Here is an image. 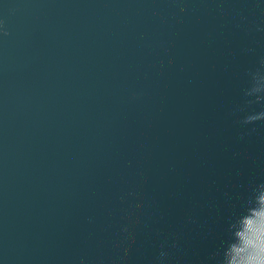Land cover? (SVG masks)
I'll return each instance as SVG.
<instances>
[{
	"label": "water",
	"instance_id": "water-1",
	"mask_svg": "<svg viewBox=\"0 0 264 264\" xmlns=\"http://www.w3.org/2000/svg\"><path fill=\"white\" fill-rule=\"evenodd\" d=\"M0 19V264H155L161 247L211 264L264 179V122L232 114L264 2L0 0Z\"/></svg>",
	"mask_w": 264,
	"mask_h": 264
},
{
	"label": "clouds",
	"instance_id": "clouds-1",
	"mask_svg": "<svg viewBox=\"0 0 264 264\" xmlns=\"http://www.w3.org/2000/svg\"><path fill=\"white\" fill-rule=\"evenodd\" d=\"M0 33L9 34L3 19H0ZM232 114L247 133L254 131L258 122H264V58L247 70V86ZM225 233L210 256L211 264H264V179L249 182L247 195L228 218ZM169 256L168 249L161 247L155 264H170ZM80 264H86L83 257Z\"/></svg>",
	"mask_w": 264,
	"mask_h": 264
}]
</instances>
